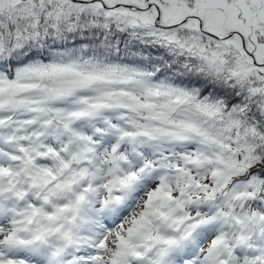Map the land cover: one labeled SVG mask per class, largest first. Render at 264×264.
<instances>
[{"label": "snow or ice", "instance_id": "snow-or-ice-1", "mask_svg": "<svg viewBox=\"0 0 264 264\" xmlns=\"http://www.w3.org/2000/svg\"><path fill=\"white\" fill-rule=\"evenodd\" d=\"M0 264H264V0H0Z\"/></svg>", "mask_w": 264, "mask_h": 264}]
</instances>
